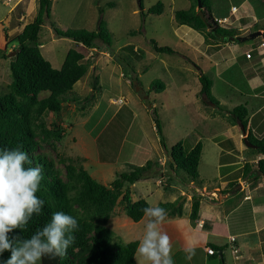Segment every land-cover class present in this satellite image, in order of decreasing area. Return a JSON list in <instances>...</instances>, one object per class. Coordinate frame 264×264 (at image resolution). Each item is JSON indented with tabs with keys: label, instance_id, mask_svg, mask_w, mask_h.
<instances>
[{
	"label": "rangeland",
	"instance_id": "374dc122",
	"mask_svg": "<svg viewBox=\"0 0 264 264\" xmlns=\"http://www.w3.org/2000/svg\"><path fill=\"white\" fill-rule=\"evenodd\" d=\"M158 1L163 3V12L146 13ZM219 1L224 9H229L225 15L230 19L227 27H235L237 36L242 37L241 40L221 41L222 46L226 43L225 47L215 58L218 61L225 58L226 61L221 62L220 72L216 70L218 66L212 65L206 56L199 53L201 49L193 46L190 37L183 34L186 27L180 26L174 19V11L186 9L193 0H142L141 4L139 0H51L50 17L43 19L39 30L42 55L54 68H60L68 49L75 48L84 53V61H89V71L68 94L75 101L63 103L59 115L51 112L43 115L42 119L48 128L53 123H59L65 131L63 138L53 140L54 146L41 142L38 150L54 159L63 176L65 170L59 158H78V163L103 184L113 180L116 172L128 171L131 165H144L148 160H159L142 179L129 185L132 201L143 197L151 206L160 202H173L177 197L182 200L184 194L179 196L180 191H190L183 184V178L188 179L185 172L179 169L173 173L169 169L170 158L166 150L170 152L178 141H182L185 150L197 142L201 143L197 169L203 184L207 186L216 177L219 178V173L224 174L226 169L220 168L219 163L227 154L220 153L215 141L226 139L221 135L223 122L227 119L229 124L234 123L235 120L229 114L233 106L243 105L248 109L253 104L254 87L251 89L250 82L248 84L244 77L243 65L248 62L258 67L263 57L259 55L262 48L258 46L262 41L261 34L243 40V36L248 33L236 27L245 22L248 26L249 21H255L257 27L264 26V0H245L248 2L244 4L246 6L240 7L239 0ZM232 4L238 9L235 13L231 12ZM37 6L38 0H0V94L8 89L11 80L9 59L3 58L2 54L8 57L15 54L10 39L32 21ZM247 6L252 7L255 19L253 15L249 17L248 13L245 16L243 11L249 12ZM211 13L217 17L220 15L213 8ZM239 14L244 16L237 23L235 19L239 18ZM100 19L111 35L110 47L97 41V46L85 48L72 39L55 35L50 24L61 29L86 28L95 31ZM150 39L156 40L159 45L173 48L175 52H156ZM245 50L250 52L251 57L253 55L250 60L242 55L241 52ZM12 52L14 54H10ZM189 58L194 61H189ZM197 66H203L202 73L211 80V98L205 99L200 92L202 85L196 74ZM133 68L134 74L131 71ZM94 75L98 77L95 89ZM136 77L138 80H135ZM155 80L164 84L163 90L150 85ZM259 90L264 96V87L255 89V93ZM47 95V91L39 94L40 97ZM247 100L249 105L246 104ZM214 103L216 108L211 113ZM150 104H154L161 121V133L156 131L152 113L149 112ZM209 113L218 119L207 120ZM214 134H218L215 140L210 137ZM242 136L246 137L245 133ZM246 151L248 154L255 153L250 147ZM241 155L244 157L246 152H241ZM158 179L163 180V183L159 184ZM142 184L148 187L147 197L141 196ZM230 187L234 188L235 184H230ZM149 189L161 191L162 196L159 197L158 192L151 194ZM187 211L185 208L184 212ZM141 219L135 222L129 218L119 198L106 226L114 232L116 242L125 243L140 238L146 222L145 217ZM161 227L163 230V225ZM172 244L174 264H192L184 261L185 252L180 251L177 241ZM231 245L233 247V243ZM229 252L225 251L226 254ZM215 256L212 259L218 262L219 256ZM202 259L212 264L205 254L203 257L196 256V262L202 263ZM135 260L138 264L136 253ZM227 261L228 264H235L229 259Z\"/></svg>",
	"mask_w": 264,
	"mask_h": 264
},
{
	"label": "trees",
	"instance_id": "16d2710c",
	"mask_svg": "<svg viewBox=\"0 0 264 264\" xmlns=\"http://www.w3.org/2000/svg\"><path fill=\"white\" fill-rule=\"evenodd\" d=\"M50 1L38 0L32 21L26 23L22 30L10 39V43L13 44L11 49L15 54L11 57L2 54L3 58L9 59L11 80L8 89L0 94V149L19 148L28 154L29 163L26 166L41 167L43 179L37 195L45 201L39 215L34 214L23 229H16L10 235L30 238L38 228L49 222L53 212L63 211L78 221V228L72 232L75 242L69 246L65 256H44L41 264H137L135 250L138 240L116 242L114 232L106 223L119 198L125 214L133 221L137 222L144 216L142 209L150 205L144 198L132 201L129 185L142 179L159 160H148L144 165H131L128 171L116 172L113 180L103 184L95 180L83 165L78 163V158H59L65 170L63 176L54 159L38 150L41 142H48L54 146L53 140L63 138L65 131L59 123H53L52 127L48 128L42 119L43 115L46 112L59 115L64 102L75 101L74 97L68 94L75 83L89 71V61H84V53L75 48L68 49L60 68H54L42 55L39 30L43 19L50 17ZM209 1L201 0L202 7L208 8ZM139 2L141 4L142 0ZM163 8V3L158 1L148 8L146 13L161 14ZM140 9L143 10L142 7ZM225 11L223 14L227 13V9ZM205 18L206 21L197 15V0H193L186 9L174 11V19L179 25H187L196 30L205 36V40L209 37H220L219 39L225 42L230 35L241 40L242 37L237 36L236 29L211 25L207 27L208 19L206 16ZM50 24L58 37L72 39L88 49L97 46V41L105 47L112 44L111 35L102 19L95 31L86 28L61 29L53 23ZM262 37L264 38V32ZM149 42L156 52L169 54L175 52L167 45H159L154 39H150ZM131 71L132 74L135 73L134 68ZM97 79L95 76L94 89L98 85ZM199 80L202 85L200 92L205 98H211V80L204 74L199 76ZM150 85L155 86L157 90L164 88V84L159 80L153 81ZM43 91H47L48 95L40 97L39 94ZM214 102L217 104V101ZM149 112L152 113L157 133H161V121L156 108L153 106ZM230 113L235 120L233 122L238 123L244 132H247L246 138L254 145L251 147L252 150L263 155L256 163L255 174L256 178L264 177V134L255 136L251 129L247 128L248 110L245 106L236 105ZM160 141L166 149L162 138ZM201 150L200 142L185 150L182 141H178L171 147L170 152L166 150L170 158L169 169L173 173H177L179 169L183 170L188 177L183 178L185 182L193 181L200 186L202 181L199 180L197 168ZM99 159L101 160V156ZM245 166L247 172L250 164ZM199 204V196L194 195L189 214L192 221L198 217ZM158 206L166 209L169 217L182 215L183 203H178V199L173 202H160ZM213 247L215 253L212 256L217 255L218 250L222 253L223 247L216 245ZM9 257L10 252L6 251L0 256V260Z\"/></svg>",
	"mask_w": 264,
	"mask_h": 264
},
{
	"label": "crops",
	"instance_id": "0c3cea01",
	"mask_svg": "<svg viewBox=\"0 0 264 264\" xmlns=\"http://www.w3.org/2000/svg\"><path fill=\"white\" fill-rule=\"evenodd\" d=\"M220 2L221 1L218 0H210L209 7L202 10L204 16H206L208 19V24L213 17H217L212 15L213 13H211V8L216 9L217 12L220 13L218 17L228 14L229 9H227L226 14H223L226 12V9L224 10V5ZM246 3L248 2L245 0H239L238 5L239 7L242 5L246 6L244 5ZM189 6L190 4L188 7ZM247 8L249 9V12L246 10L243 11L245 16H247L246 14L248 13L249 17L253 15L254 18H252L255 19V13L252 10V7L247 6ZM239 15V18L235 19V21L237 20V23L239 22L238 20L244 16L242 14ZM247 25L248 26H246L245 22L244 25H238L236 28H238V30L243 33H248L247 35L259 31L262 40L260 43L264 42V38L262 37L264 26L257 27L255 21H249ZM180 26L186 27L183 34H187L190 37L193 46L201 49L199 53H201L202 56H206L212 65L218 66L216 70L220 72L219 66H221V62L226 60L225 58H220V61H218L215 56L218 57L217 54L220 53V51H223L226 43H224L222 46L221 43L223 41L219 39L220 37H209L205 40V36L196 30H193L189 26ZM226 46L229 48L230 45L227 44ZM260 48H262L259 54L263 56L260 58L262 64L257 67L255 66L256 64H250L247 62L245 65H243V71L246 74L244 77L246 78L248 84L250 82V88L252 89L254 87L253 96L255 100H253L251 107L249 106L247 109V128L251 129L255 136H258L257 134H259V136L264 134V96L260 94L261 90L255 93V89H263L264 87V45ZM245 52H247V50H245ZM245 52H241L242 55H245ZM252 57L247 58L245 56V58L248 60H250ZM188 60L192 62L194 61L190 58ZM195 65L197 64L195 63ZM202 68L203 66H197L196 68L198 79L199 76L203 74ZM251 80L252 83L255 84H252ZM197 95L198 93H196V96ZM248 103L249 101L247 100L246 104ZM153 106L154 104H151L150 109ZM215 108L216 104L214 103L212 105L211 113L213 109L215 110ZM211 113H209L210 115L207 116V120L216 121L218 118L211 116ZM216 113L218 112H213V114ZM225 120L223 122L224 129L221 132V135L223 134L226 139L215 141V144L219 146L218 148H220V153L222 152L223 154H227L226 158L219 163V167L226 169V171L224 174L219 173V178L216 177L213 183H210L207 186L203 184V182H201L202 184L199 186L193 181H184L183 184L188 187L190 191H180L179 196L184 194V198L182 200H179L180 197L175 199H178V201L183 203L182 215H175L171 217L168 216L169 218H167L169 220L166 218L167 220L165 219L166 221H164L162 224L163 230L170 236L172 243L177 241V246L180 248V251L184 250L189 242L193 244L195 247V255L193 258L191 260H187L185 258L186 254L183 256L184 261H189L192 264H209L207 263L208 261L203 259L202 263L199 261L196 262V256L199 255L203 257L204 254L206 255V258L212 262V264H228V259L235 264H264V177L256 178L255 174L256 163L258 159L263 157V155L256 153H252L253 155L251 153L248 154L246 151L248 146L246 145L244 137L242 136L244 133L239 127L240 125L238 126L235 122L229 124L227 119ZM256 129L258 130L257 132L255 131ZM246 133L247 132H245V136ZM217 136L218 134H214L210 137L215 140ZM243 151L246 152L244 157L241 155V152ZM246 156H248V159H246ZM248 164H250L249 169L247 172H245L244 166ZM236 170L239 171V174L235 173ZM159 180L161 179H158L157 182ZM188 183L195 184L199 187V189L202 190L203 193H196L193 191L192 186ZM230 184H235V187L231 188ZM147 190V186H144V184L140 185L141 196L147 197V194L149 193H147ZM150 192L151 194L158 192L159 197L162 196L161 191L150 190ZM194 195L199 196L200 204L198 217L196 220L192 221L189 217V214L191 211L192 197ZM185 208L188 209L187 212H184ZM231 236L235 238L233 242H231L229 239ZM231 243H233V245L238 248V257L233 254V251L231 250ZM213 245L223 247L222 253H220V250L217 251V256H219L218 262L216 261L217 259H212L213 256L207 254L205 250V247L207 246L214 248ZM173 246L174 244H172V247ZM226 250L230 251L229 254L225 253Z\"/></svg>",
	"mask_w": 264,
	"mask_h": 264
},
{
	"label": "clouds",
	"instance_id": "9594fccd",
	"mask_svg": "<svg viewBox=\"0 0 264 264\" xmlns=\"http://www.w3.org/2000/svg\"><path fill=\"white\" fill-rule=\"evenodd\" d=\"M28 163L25 151L0 149V256L10 252V257L0 260V264H39L44 256L63 257L75 242L72 232L78 228V221L63 211L53 212L49 222L30 238L10 235L16 229H23L34 214L39 215L45 204L37 195L42 169L26 166ZM142 212L146 222L135 250L138 264H174L171 238L161 227L167 217L166 209L150 205ZM184 252L187 260L193 258L195 247L191 242Z\"/></svg>",
	"mask_w": 264,
	"mask_h": 264
},
{
	"label": "built area",
	"instance_id": "2783aa9c",
	"mask_svg": "<svg viewBox=\"0 0 264 264\" xmlns=\"http://www.w3.org/2000/svg\"><path fill=\"white\" fill-rule=\"evenodd\" d=\"M236 11H237V7L233 5L231 7V12L235 13ZM211 22H212L213 25H215L217 27H227L228 25H230V19H228L227 16L213 17L211 19ZM261 45H263V43H261ZM245 56L247 58H250L251 57L250 52L247 51L245 53ZM159 183H161V181H159ZM229 239H230L231 242L235 240V238L232 237V236L229 237ZM205 250H206L207 254H209V255H212V254L215 253V250L212 247H209V246L205 247ZM232 250H233V253L238 257V255H237V253L239 252L238 248L233 245Z\"/></svg>",
	"mask_w": 264,
	"mask_h": 264
},
{
	"label": "water",
	"instance_id": "95a60500",
	"mask_svg": "<svg viewBox=\"0 0 264 264\" xmlns=\"http://www.w3.org/2000/svg\"><path fill=\"white\" fill-rule=\"evenodd\" d=\"M202 9H203V7H202L201 0H197V15H199L204 21H206V18H205L204 14H203ZM207 27H209L208 23H207ZM259 34H260V32L257 31L255 33L250 34V35H246L245 37H243V40L250 39L251 37H255V36L259 35ZM227 39H228V41H234L237 38L235 36H233V35H230V36L227 37ZM13 52H15V51H13ZM13 52L10 53V54H14ZM149 106L151 107V104ZM240 127H241L242 132L245 133L244 130H243V127L242 126H240ZM244 141H245V143H246V145L248 147H254V145L251 144L246 137H244ZM188 184L192 186L193 191H195L196 193H200V194L203 193L202 190L199 189V187L196 186L195 184H193V183H188Z\"/></svg>",
	"mask_w": 264,
	"mask_h": 264
}]
</instances>
